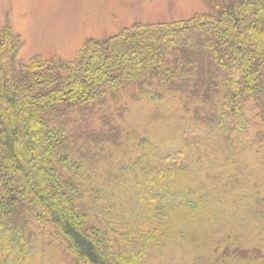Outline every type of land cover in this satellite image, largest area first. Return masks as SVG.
Instances as JSON below:
<instances>
[{
  "label": "trees",
  "instance_id": "trees-1",
  "mask_svg": "<svg viewBox=\"0 0 264 264\" xmlns=\"http://www.w3.org/2000/svg\"><path fill=\"white\" fill-rule=\"evenodd\" d=\"M207 4L70 61L0 24V264H263L264 0Z\"/></svg>",
  "mask_w": 264,
  "mask_h": 264
},
{
  "label": "rangeland",
  "instance_id": "rangeland-1",
  "mask_svg": "<svg viewBox=\"0 0 264 264\" xmlns=\"http://www.w3.org/2000/svg\"><path fill=\"white\" fill-rule=\"evenodd\" d=\"M219 1V0H218ZM208 0H0V24L7 22L20 37L22 46L17 60L27 63L34 57L42 60L58 58L73 60L88 39H105L134 23H170L186 20L195 14L209 11ZM244 160L250 174L261 172L259 162ZM255 176L261 177V173ZM219 203V201H218ZM201 235V234H200ZM259 238L264 240V228ZM253 234L246 232L238 251L264 257V243L254 248L247 242ZM246 244V245H244ZM190 247V246H189ZM246 247H253L247 252ZM206 249V248H205ZM224 248L215 254H231ZM187 243L177 242L170 247L165 264H192ZM259 263V262H258ZM146 264H154L149 260ZM264 264V261H263Z\"/></svg>",
  "mask_w": 264,
  "mask_h": 264
}]
</instances>
